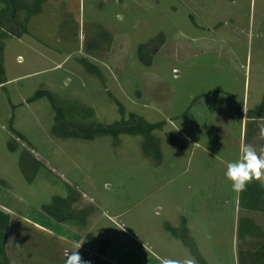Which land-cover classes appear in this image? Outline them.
<instances>
[{
  "label": "rangeland",
  "instance_id": "374dc122",
  "mask_svg": "<svg viewBox=\"0 0 264 264\" xmlns=\"http://www.w3.org/2000/svg\"><path fill=\"white\" fill-rule=\"evenodd\" d=\"M102 30L111 43L88 55L86 43ZM28 32L41 47L30 34L6 40L8 82L6 91L0 88V210L12 218L11 264H65L64 253L77 245L93 264L102 241L108 242L104 258L111 264H197L163 229L164 223L177 227L180 217L188 219L208 264H239L238 217H252L264 232V216L239 209V192L225 172L246 145L244 114L257 108L264 93V0H46ZM159 33L165 44L143 67L137 46ZM81 58L101 70L103 83L84 71ZM39 89L92 108L103 124L119 119L108 94L126 113L165 121L157 133L164 169L157 171L142 156L140 138L121 136L118 148L109 138H55L48 101L26 103ZM12 114L14 129L28 144L9 132ZM262 126L249 144L264 153ZM164 133L188 150L167 146ZM10 139L45 166L32 185L19 171V153L6 149ZM65 184L80 195L74 208L91 212L85 227L52 225L57 237L43 229L48 225L40 207L54 195L64 197Z\"/></svg>",
  "mask_w": 264,
  "mask_h": 264
},
{
  "label": "trees",
  "instance_id": "16d2710c",
  "mask_svg": "<svg viewBox=\"0 0 264 264\" xmlns=\"http://www.w3.org/2000/svg\"><path fill=\"white\" fill-rule=\"evenodd\" d=\"M46 0H0V88L4 91L7 83L5 69L3 65V51L5 41L8 39H20L29 35V21L39 15ZM112 38L109 33L101 31L97 37L86 43L88 55L93 49H97L101 44H110ZM165 44V36L159 33L145 44H140L136 49V59L143 67H150L154 55ZM79 64L84 71L102 83L104 82L101 70L87 59H79ZM108 97L117 107L119 119L111 124H103L95 121V112L92 108L84 106L78 102H66L50 91L39 89L26 103H33L40 99H46L53 112V124L50 129L51 135L58 139H73L85 142L94 141L100 138H109L112 146L118 148L121 144V136L140 138V152L145 159L151 161L157 171L164 168V155L162 152V140L157 136L163 131L165 121L150 123L142 116L129 112L126 113L124 106L111 94ZM12 111L15 106H11ZM240 113H239V112ZM238 114L242 116V108H237ZM247 122L244 129V141L249 144L259 130V124L264 122V93L257 108L247 110L244 114ZM14 114L8 122L9 132L20 141L28 144L26 138L13 127ZM164 141L167 146L178 152L188 150L187 146L171 133H164ZM19 144L14 139L6 142V149L11 154H18V168L28 185H32L37 177L46 171L45 166L36 159L29 151L19 149ZM66 195L64 197L54 195L50 201L41 205L40 211L46 216V225H67L85 227L87 218L90 215L89 209H75L74 205L80 200V195L68 184L64 185ZM238 207L241 210L252 213H259L264 216V188L259 181L248 184L246 189L239 192ZM12 218L10 214L0 210V264H11L8 256L7 243ZM48 221V222H47ZM53 223V224H50ZM188 219L180 217L177 227H172L168 223L163 224L165 233L170 238L181 242L197 264H208L200 254L199 249L190 235L188 229ZM45 225V224H44ZM237 234L240 239V250L245 245L246 240H255L256 245L264 247V232L257 225L252 217L240 216L237 219ZM252 245V244H250ZM108 247L107 241L100 242V247L93 264H111L105 258ZM241 251L239 253V256Z\"/></svg>",
  "mask_w": 264,
  "mask_h": 264
},
{
  "label": "clouds",
  "instance_id": "9594fccd",
  "mask_svg": "<svg viewBox=\"0 0 264 264\" xmlns=\"http://www.w3.org/2000/svg\"><path fill=\"white\" fill-rule=\"evenodd\" d=\"M117 19H120V14L117 15ZM259 135L264 139V126L260 128ZM225 176L231 181L232 190L236 192L244 191L254 180L264 184V153L257 152L251 144L243 146L239 159L227 164ZM80 247L77 245L71 252H65V264H90L80 255ZM167 264H177V262L168 261Z\"/></svg>",
  "mask_w": 264,
  "mask_h": 264
},
{
  "label": "crops",
  "instance_id": "0c3cea01",
  "mask_svg": "<svg viewBox=\"0 0 264 264\" xmlns=\"http://www.w3.org/2000/svg\"><path fill=\"white\" fill-rule=\"evenodd\" d=\"M0 9H1V5H0ZM30 34V36L32 37V38H30V39H35V40H37L35 37H33V35L31 34V33H29ZM29 36V37H30ZM18 41H22L23 40V37L22 38H20V39H17ZM34 40V41H35ZM35 43H36V45L38 46V47H41L39 44H38V42L37 41H35ZM38 51H39V49L38 48H36ZM36 49H34L33 51H36L35 52V54H36V56H38L40 59H44V57H43V55H42V53L41 52H37V50ZM45 52V54H46V51H44ZM48 52L50 53L51 51L50 50H48ZM22 57H19V61H21L22 59H21ZM43 72V71H42ZM38 73H40V72H35V73H32V75H36V74H38ZM8 82V81H7ZM6 87V86H5ZM256 223V222H255ZM257 224V223H256ZM258 225V224H257ZM61 227H60V229L62 230V229H64V227H65V225H60ZM41 228H43V227H41ZM46 228H49V229H46ZM46 228H43L44 230H47L48 232H52V229L50 228V227H46ZM59 229V228H58ZM64 231V230H63ZM54 232V233H53ZM52 233H53V235L54 236H57V237H60V236H58V233H57V235H55V232L56 231H53ZM252 240H250V239H248V240H246V243H245V247H243L242 249H241V254H240V258H239V264H264V247H261V246H258V245H256V243H254V242H251ZM250 244H252V245H250ZM65 254V253H64Z\"/></svg>",
  "mask_w": 264,
  "mask_h": 264
}]
</instances>
